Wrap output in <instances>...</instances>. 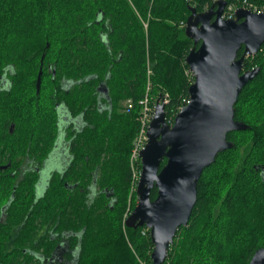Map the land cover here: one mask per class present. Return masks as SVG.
Wrapping results in <instances>:
<instances>
[{
    "label": "trees",
    "instance_id": "1",
    "mask_svg": "<svg viewBox=\"0 0 264 264\" xmlns=\"http://www.w3.org/2000/svg\"><path fill=\"white\" fill-rule=\"evenodd\" d=\"M218 1L0 0V83L8 82L0 89V156L30 147L45 159L63 128L76 157L64 174L53 173L41 198L36 174L17 186L0 226V264H45L22 258L20 247H46L50 258L61 243L72 264H153L150 230L126 225L138 203L130 155L139 102L150 82L155 100L168 94L166 120L174 123L195 81L186 58L199 45L186 34L188 18ZM225 1V15L230 6L233 16L264 9V0ZM256 68L235 105V120L247 128L229 133L234 147L204 170L190 221L162 264H250L264 248V44L243 72ZM128 100L132 107L122 112ZM63 116H81V131L66 128ZM14 181L0 171V207ZM8 244L17 247L11 258Z\"/></svg>",
    "mask_w": 264,
    "mask_h": 264
},
{
    "label": "water",
    "instance_id": "2",
    "mask_svg": "<svg viewBox=\"0 0 264 264\" xmlns=\"http://www.w3.org/2000/svg\"><path fill=\"white\" fill-rule=\"evenodd\" d=\"M226 7L227 1L220 0L204 12L192 9L186 34L199 47L186 58L195 80L189 89L190 101L172 125L166 120L165 105L157 106L149 141L141 152L138 203L126 225L150 230L153 264L166 260L178 230L188 225L204 170L220 153L234 147L228 134L247 128L235 120V105L244 87L260 71L243 72V68L245 59L256 55L264 44V12L239 8L234 19H225ZM42 74L40 70L38 92ZM155 188L158 194L152 200ZM250 264H264V248L254 254Z\"/></svg>",
    "mask_w": 264,
    "mask_h": 264
},
{
    "label": "flooded vegetation",
    "instance_id": "3",
    "mask_svg": "<svg viewBox=\"0 0 264 264\" xmlns=\"http://www.w3.org/2000/svg\"><path fill=\"white\" fill-rule=\"evenodd\" d=\"M2 78L3 77H1V79ZM7 83V80H2V82L0 83V89H3L5 86H7ZM103 92V97H106L108 95V92L106 90ZM37 93H39L38 89ZM105 99L106 98H104V100ZM124 102L126 101H123L122 104ZM62 119L68 122L66 128L69 129V126L75 123V127H73L72 130L74 132L77 131V133L81 131V128L83 127L81 116H78L77 118L75 117V119H70L68 116H63ZM13 130L14 126L11 127L10 131L13 132ZM61 134L62 135L56 142L52 153L49 156L45 157V159L39 160L37 154H30V147L27 148L28 152L26 154H18L12 157L13 159H11L10 157L2 159L0 156V171L4 172L6 175H12V177L16 180L13 184V186H15L13 188V194L0 207V226L1 224H7V215H9V211L17 198V186H20L22 182L30 178L31 174H36L38 176V181L35 184L34 192L36 198H41L45 193V190L51 177L53 176V173L60 172L64 174L69 168L70 164L75 160L76 157L72 150L73 138L68 137V134H66V130L65 132H63V128ZM25 194H27V199L29 196H31L30 191H26ZM8 247L9 252H5L4 255H10L11 258L13 257V255H15L14 253L16 252L17 247L14 244H8ZM65 248L66 246L61 243V245H59V247L50 258L47 256L48 254L46 247H42L41 250H34L31 248V245H28L20 247V250L22 258L31 256V258L34 257V259L36 260H44L45 264H72V261H70V259H66L67 256L65 255Z\"/></svg>",
    "mask_w": 264,
    "mask_h": 264
},
{
    "label": "built area",
    "instance_id": "4",
    "mask_svg": "<svg viewBox=\"0 0 264 264\" xmlns=\"http://www.w3.org/2000/svg\"><path fill=\"white\" fill-rule=\"evenodd\" d=\"M233 7L230 6L228 8V12L225 15L224 12V18L225 19H234V16L232 15ZM251 10V9H250ZM226 11V10H225ZM255 13H262L264 10H258L256 7H253V10H251ZM151 71H149V75H151ZM151 84L148 83V87L146 90V94L142 100H140L139 104L141 106V111L138 116V121L140 124L138 134L136 138L133 141L131 155H130V166L132 169V176H133V184L135 187H137L139 179L141 177L142 170L139 169V165L141 163V152L145 149L149 138H148V131L150 128V124L154 118L155 110L159 104H166L168 102V94H165L163 96L158 97V99H154L151 96ZM128 102V105L132 107V100L126 101ZM189 103V101L186 102V105Z\"/></svg>",
    "mask_w": 264,
    "mask_h": 264
},
{
    "label": "rangeland",
    "instance_id": "5",
    "mask_svg": "<svg viewBox=\"0 0 264 264\" xmlns=\"http://www.w3.org/2000/svg\"><path fill=\"white\" fill-rule=\"evenodd\" d=\"M262 10H264V9H262ZM122 106H123L122 112H129V110L131 109V107L128 105V102H124ZM136 136H137V134H136ZM136 136H135V138H136Z\"/></svg>",
    "mask_w": 264,
    "mask_h": 264
}]
</instances>
